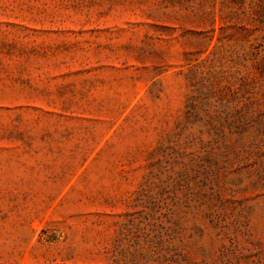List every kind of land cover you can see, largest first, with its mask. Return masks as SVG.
I'll list each match as a JSON object with an SVG mask.
<instances>
[{
    "label": "rangeland",
    "instance_id": "rangeland-1",
    "mask_svg": "<svg viewBox=\"0 0 264 264\" xmlns=\"http://www.w3.org/2000/svg\"><path fill=\"white\" fill-rule=\"evenodd\" d=\"M0 264H264V0H0Z\"/></svg>",
    "mask_w": 264,
    "mask_h": 264
}]
</instances>
